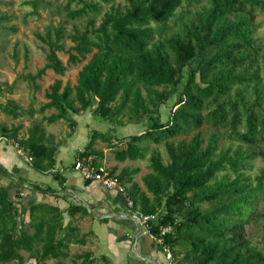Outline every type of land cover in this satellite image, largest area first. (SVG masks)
Wrapping results in <instances>:
<instances>
[{"label":"trees","instance_id":"obj_1","mask_svg":"<svg viewBox=\"0 0 264 264\" xmlns=\"http://www.w3.org/2000/svg\"><path fill=\"white\" fill-rule=\"evenodd\" d=\"M182 3L63 0L65 19L86 21L82 28L72 27L68 47L60 25L35 33L47 47V61L27 78L37 89L49 71L59 76L46 87L44 102L37 110L13 99L0 104L12 121L38 112L42 122H32L25 137H20L22 124H0V137L27 147L31 165L62 184L54 170L56 146L44 125L62 120L72 131L73 115L93 104V113L113 133L147 118L144 129L115 140L110 132L91 129L83 150L100 160L102 150L94 145L101 141L113 148L118 162L142 161L148 144L163 145L168 160L152 150L141 186L135 180L137 167L125 165L117 171L113 166L109 171L126 187L135 208L146 214L161 209L159 224L173 225V232L164 236L170 264H264V235L259 247L249 240L246 228L251 220L264 219V209L259 211L264 167L251 173L255 159L264 163V44L256 21L257 15L264 16V0H207L196 18L169 33L167 22ZM26 4L31 15H39L36 0ZM60 53L66 54L65 61ZM71 67L78 68L74 83L61 79ZM173 95L162 121L159 108ZM47 110L52 111L44 115ZM1 178L0 173V264H63L69 258L95 262L90 252L70 253V244H84L85 235L63 224L61 209L36 203L23 212L10 191L26 180L17 177L5 185ZM33 188L50 191L37 184ZM65 211L86 212L81 205H68ZM149 230L155 233L156 225Z\"/></svg>","mask_w":264,"mask_h":264},{"label":"crops","instance_id":"obj_2","mask_svg":"<svg viewBox=\"0 0 264 264\" xmlns=\"http://www.w3.org/2000/svg\"><path fill=\"white\" fill-rule=\"evenodd\" d=\"M94 107L95 104L73 115L75 126L72 131L62 120L44 125L50 142L56 146L54 170L58 172L62 184L52 174L41 172L31 163L20 159L4 136L0 137L1 182L7 185L17 181V177L26 180L21 186L12 187L10 191L11 197L23 212L28 206L36 203L61 209L63 224L76 227L80 235H85L84 244L71 243L69 249L73 245H78L81 251L77 254L90 252L92 257H96L92 264H169L165 254L153 242L147 229L135 219L132 209L126 206L124 199L113 190L85 180L81 173L73 168L74 159L84 149L90 130L98 129L105 132L99 125L97 118L100 117L93 113ZM23 118L25 117L14 120L12 124L23 125L22 121L17 122ZM30 125H23L20 137L26 136V129ZM135 127L136 125L126 124L119 129L116 128L114 133L110 132L112 140L117 136L125 137L135 133L137 131ZM125 130H128V133ZM94 148L102 150L100 164L109 170L116 166L119 171L123 166L133 162L116 161L112 154L113 148L105 142L97 141ZM109 154L112 156L111 160ZM135 180L141 186L136 176ZM33 184L49 187L50 191H37ZM68 205H81L86 212L70 215L65 211ZM25 221L26 223L29 221L28 216H25ZM26 228L30 229L29 226ZM70 253L74 254L71 250ZM101 255L105 259L99 258Z\"/></svg>","mask_w":264,"mask_h":264},{"label":"rangeland","instance_id":"obj_3","mask_svg":"<svg viewBox=\"0 0 264 264\" xmlns=\"http://www.w3.org/2000/svg\"><path fill=\"white\" fill-rule=\"evenodd\" d=\"M27 1L29 0H0V104L8 99H13L22 107H33L37 110L45 100L44 92L46 87L52 80L59 76L49 71L44 76L43 80L37 82V89L33 88L30 79L27 78V75H34L47 61V47L35 37V33H43L48 27L60 25L65 30L63 42L65 47H68L71 45V41L68 37L72 32V27L76 26L82 28L86 18L73 21L65 19L60 7L63 0H36L38 5L37 12L39 15H31L32 8L26 4ZM120 1L122 0H119V2ZM206 3L207 0H183L181 7L177 9L173 18L167 22V26L171 29L169 33L179 30L184 21H191L196 18V16L202 12V6H205ZM107 7H105V9H107ZM105 9H103V11ZM2 16H9L10 20H4L1 18ZM256 21L260 24L257 36L261 43L264 44V16L257 15ZM59 56L63 61L66 60V54L60 53ZM77 70L78 68L75 67L69 68L61 79L65 82L69 80L71 83H74ZM174 101L175 96L173 95L160 106L159 116L162 121L167 119L170 107H172ZM52 110L45 111L44 115H47ZM41 117V113L37 112L32 118L25 117L19 119L17 122L22 121L23 125L27 126L32 122H42ZM97 119L103 131L112 132L109 123L103 122L100 118ZM147 120V118H144L142 120L143 123L135 124L136 130L140 131L144 129L145 125L148 123ZM12 122V118L9 114L0 111V124L10 125ZM117 128L119 129V127ZM204 128L207 131V127L204 126L203 129ZM125 131L128 133V130ZM224 142L237 146L236 142H232L228 139H225ZM104 145L103 143V146ZM154 149L162 153L164 161L168 160L163 145L148 144L147 157L142 161L139 160L130 163L131 166L138 168L136 179L141 185L142 182L140 178L149 171L148 156ZM108 157L110 160L112 159L111 154H109ZM262 167H264V163L259 158L255 159L251 173H258L259 169ZM263 209L264 202L259 205V211L262 212ZM246 228L247 236L252 244L261 247L264 235V219L255 218L248 222ZM70 250L74 253L73 255H75L77 252L81 251V248L78 245H73ZM23 255L27 257V253H23ZM6 264H16V261ZM26 264H33V262L29 260L26 261ZM47 264H55V261L49 260ZM63 264H80V262L72 261V259L69 258L65 259Z\"/></svg>","mask_w":264,"mask_h":264},{"label":"built area","instance_id":"obj_4","mask_svg":"<svg viewBox=\"0 0 264 264\" xmlns=\"http://www.w3.org/2000/svg\"><path fill=\"white\" fill-rule=\"evenodd\" d=\"M6 140L14 147L16 154L20 159L31 163L32 157L29 155L27 147L11 138L6 137ZM73 168L79 171L85 180L93 181L108 190H113L118 193L124 199L126 206L132 209L135 219L140 225L147 229L153 242L165 254L168 263L170 264L172 262L170 246L165 244L164 236L173 232V225L170 223L159 224L164 213L161 209L146 214L135 208L133 206V200L129 197L126 187L109 171L107 167L100 164L98 156L93 152L84 151L82 149L74 159ZM153 224L157 227L155 233L149 230Z\"/></svg>","mask_w":264,"mask_h":264}]
</instances>
